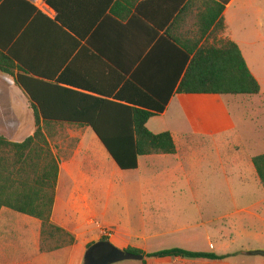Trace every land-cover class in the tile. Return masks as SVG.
<instances>
[{
  "label": "crops",
  "instance_id": "1",
  "mask_svg": "<svg viewBox=\"0 0 264 264\" xmlns=\"http://www.w3.org/2000/svg\"><path fill=\"white\" fill-rule=\"evenodd\" d=\"M51 2L55 8L48 6L46 0H41L39 6H34L27 0H0V52L1 50L13 52L17 61H21L25 67L41 71L48 68L51 73L64 71L69 82L79 84V87L97 94L113 91L116 94L127 81L143 84L159 98L170 99L165 112L148 121L146 125L148 130L155 134L171 133L175 144L176 136L170 125L182 128L184 118H176L164 128H160L154 120L171 116L173 108L183 101L187 100L193 104L200 127L198 137L221 135L232 129L233 123L220 95H188L177 92L179 83L185 75V69L181 72L179 61L183 60V53L180 52V47L168 40L166 34L180 40L189 39L195 34L200 35L205 27L206 15L207 18L210 15L214 16L220 6L227 3L222 14L227 26L225 37L239 46L252 75L260 84V78L252 71L246 52H255L258 44L263 43L264 34L259 30L254 31L253 35L247 30L245 32L235 30L237 12L232 10L235 2L247 5L252 4V0H51ZM56 9H59L60 14ZM57 17L64 22L65 27L68 29L72 27L77 33L65 28L58 29L51 24L50 21H55ZM152 20L159 26L169 21L155 40L153 36L156 32ZM250 38L252 43L249 42ZM16 87L18 86L13 78L0 73V136L6 137L5 133L10 130L20 132L18 126L24 127L20 119L21 124L15 123L16 120L13 118L10 119L18 109L30 105L25 93L21 90L22 95L15 89ZM27 108H31V105ZM69 113L78 115V110ZM32 127L34 128L27 137L35 132V120ZM181 131L180 134L189 145L190 135ZM67 132L71 138L78 139L79 143L73 157L63 160L60 164L52 222L74 235L76 244L60 251L41 253L39 251L41 222L24 215L14 216L11 211L2 210L0 264H84L88 245L99 242L98 239H102V234L106 231L114 233L112 239L115 242L112 243L122 250L130 246L145 253L157 252H149L146 248L133 245V231L128 226L105 221L97 231L96 228H91L97 223L98 215L105 217L108 208L106 205L105 209L99 211L91 205L87 196L93 190L100 192L106 188L111 193L115 186L114 178L120 176L126 180L127 175L114 161L116 167L109 166V171L105 169L104 160L93 150L100 140L92 128L73 125ZM179 153L177 147L175 155L140 157L138 169L127 172L138 174L142 162L154 167L159 165L156 163L163 162L174 166L168 168L169 174L156 171L153 177H146L144 180L141 178L140 181L129 180L120 187L124 198L128 202L131 199L135 200L136 191L140 196L145 195L152 187L159 185L157 181L160 179L163 180L164 177L177 179L179 175H183L185 163ZM147 205H152L151 199L141 202L142 208ZM80 206L87 212V216L85 214L83 216L87 217L86 225L89 229H84L78 218ZM237 213H244L246 220L264 221V198L251 205L241 206ZM14 219L18 222L14 223ZM255 240V244L249 245L246 239H215L214 243H210V250L191 249L192 252L226 256L224 260L144 258L140 264H264V255L252 254L264 252V239ZM44 256L52 258V261L44 260ZM58 259H61L59 263L56 261Z\"/></svg>",
  "mask_w": 264,
  "mask_h": 264
},
{
  "label": "trees",
  "instance_id": "2",
  "mask_svg": "<svg viewBox=\"0 0 264 264\" xmlns=\"http://www.w3.org/2000/svg\"><path fill=\"white\" fill-rule=\"evenodd\" d=\"M46 2L55 8L51 0ZM226 4L221 5L214 16L207 18L206 15L205 27L200 35L180 40L166 34L168 40L180 47L183 53V60L178 58L181 72L185 69L177 90L179 94H260L261 86L252 75L239 46L225 37L227 26L222 14ZM56 10L60 14L59 9ZM151 22L155 26V40L169 21L160 26L153 20ZM50 23L58 29L77 33L72 27H65L59 17ZM210 30L211 33L203 41ZM39 71L23 66L13 52L1 50L0 73L13 78L28 97L34 114L35 132L22 142L0 136V213L8 210L39 220V251L52 253L76 244L74 235L52 222L60 164L73 157L79 143L78 139L70 137L67 132L69 127L92 128L122 171L137 170L139 158L143 156L175 155L177 147L171 133L155 134L146 126L151 118L165 112L169 98L161 99L143 84L133 81H127L116 94L114 91L97 94L69 82L64 71L51 73L48 68ZM72 110H78V115L69 113ZM252 162L264 188V154L254 157ZM126 250L150 259L227 258L180 248L154 253L132 247Z\"/></svg>",
  "mask_w": 264,
  "mask_h": 264
},
{
  "label": "rangeland",
  "instance_id": "3",
  "mask_svg": "<svg viewBox=\"0 0 264 264\" xmlns=\"http://www.w3.org/2000/svg\"><path fill=\"white\" fill-rule=\"evenodd\" d=\"M252 1V4L247 5L235 2L232 7L237 12L234 28L238 32L247 30L250 35L256 30L264 34V0ZM251 39L250 43L253 42ZM248 53L246 52V56L250 67L260 78L261 92L255 96H219L233 128L214 137H198L200 127L195 109L187 100L174 107L171 116L156 118L154 121L160 128L168 126L176 118H184L182 128L177 125H170V128L174 130L179 155L184 159L185 173L179 175L178 180L169 177L160 179L157 181L159 185L152 187L145 195L140 196L136 191L135 200L128 202L120 189L123 184H127L129 180L140 181L141 178L144 180L146 177H153L156 171L169 174L168 168L174 166L163 162L156 163L159 165L154 167L142 162L138 174L126 171V180L116 176L111 193L107 188L100 192L91 191L87 196L91 205L99 211L105 209L106 205L108 208L105 217L97 216V223L92 229L96 228L97 231L105 221L128 226L133 231V245L146 248L149 252L174 248L187 251L194 248L210 250V243H214L215 239H246L249 245L255 244V239H264V221L246 220L244 213H237L241 206L251 205L264 198L263 186L251 162L253 157L264 154V41L258 44L255 52L247 55ZM15 89L23 95L20 88ZM29 106L28 104L27 107ZM27 107H21L10 117L17 124L20 123L19 119L23 121L24 127L18 126L20 132L10 130L5 133L7 139L22 142L33 130V113ZM181 130L190 135L189 145L180 134ZM93 150L104 160L106 170H110L109 166L116 167L100 142H97ZM148 199L152 200V205L142 208L141 202ZM78 209L82 227L89 229L86 225L87 217L83 216H87V212L82 206ZM16 222L18 221L14 219V223ZM113 234L112 231H106L102 234V239L98 240L108 238L115 242ZM44 257V260L52 261V258ZM59 260L61 259L56 261ZM140 263L129 260L120 264Z\"/></svg>",
  "mask_w": 264,
  "mask_h": 264
},
{
  "label": "water",
  "instance_id": "4",
  "mask_svg": "<svg viewBox=\"0 0 264 264\" xmlns=\"http://www.w3.org/2000/svg\"><path fill=\"white\" fill-rule=\"evenodd\" d=\"M253 255H264V252H253ZM144 256L122 250L109 240L92 244L86 251L84 264H117L129 260L142 261Z\"/></svg>",
  "mask_w": 264,
  "mask_h": 264
},
{
  "label": "built area",
  "instance_id": "5",
  "mask_svg": "<svg viewBox=\"0 0 264 264\" xmlns=\"http://www.w3.org/2000/svg\"><path fill=\"white\" fill-rule=\"evenodd\" d=\"M27 1L34 6H39L41 4V0H27Z\"/></svg>",
  "mask_w": 264,
  "mask_h": 264
}]
</instances>
